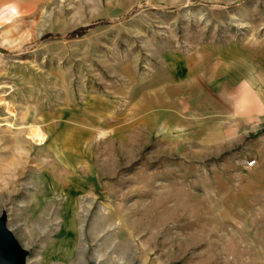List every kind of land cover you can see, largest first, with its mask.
<instances>
[{"label":"rangeland","instance_id":"rangeland-1","mask_svg":"<svg viewBox=\"0 0 264 264\" xmlns=\"http://www.w3.org/2000/svg\"><path fill=\"white\" fill-rule=\"evenodd\" d=\"M6 24L0 215L27 264H264V123L220 133L152 98L178 57H264V0H56Z\"/></svg>","mask_w":264,"mask_h":264},{"label":"crops","instance_id":"crops-1","mask_svg":"<svg viewBox=\"0 0 264 264\" xmlns=\"http://www.w3.org/2000/svg\"><path fill=\"white\" fill-rule=\"evenodd\" d=\"M55 1L0 0V36L9 31L2 27L5 23L9 28L17 20L30 19ZM3 43L9 42L0 38ZM248 55L233 48L178 57L169 64L166 84L154 85L152 98L168 100L173 108L215 112L220 133L258 127L264 123V57L256 61ZM213 116L206 113L202 119ZM187 118L191 120L192 115Z\"/></svg>","mask_w":264,"mask_h":264},{"label":"water","instance_id":"water-1","mask_svg":"<svg viewBox=\"0 0 264 264\" xmlns=\"http://www.w3.org/2000/svg\"><path fill=\"white\" fill-rule=\"evenodd\" d=\"M5 212L0 215V264H27L29 251L17 240L6 225Z\"/></svg>","mask_w":264,"mask_h":264},{"label":"bare ground","instance_id":"bare-ground-1","mask_svg":"<svg viewBox=\"0 0 264 264\" xmlns=\"http://www.w3.org/2000/svg\"><path fill=\"white\" fill-rule=\"evenodd\" d=\"M32 132H30L28 135H31ZM73 230V229H72ZM71 230V232H68L66 234V238L62 241L63 245L66 244V243H71L72 245H74V243H76L75 241V235H74V232ZM79 261V260H78ZM80 262V261H79ZM82 264V263H81Z\"/></svg>","mask_w":264,"mask_h":264},{"label":"built area","instance_id":"built-area-1","mask_svg":"<svg viewBox=\"0 0 264 264\" xmlns=\"http://www.w3.org/2000/svg\"><path fill=\"white\" fill-rule=\"evenodd\" d=\"M255 163H256L255 159H250V160L247 161L246 166L247 167H252V166L255 165Z\"/></svg>","mask_w":264,"mask_h":264}]
</instances>
